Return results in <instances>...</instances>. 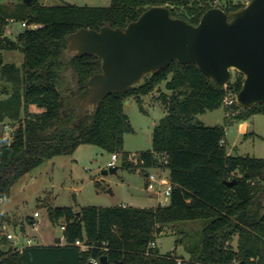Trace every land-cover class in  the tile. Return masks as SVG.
I'll list each match as a JSON object with an SVG mask.
<instances>
[{"label": "trees", "instance_id": "16d2710c", "mask_svg": "<svg viewBox=\"0 0 264 264\" xmlns=\"http://www.w3.org/2000/svg\"><path fill=\"white\" fill-rule=\"evenodd\" d=\"M215 1L110 0L109 6H90L18 0L13 6L0 4V124L14 123L10 139L0 134V202L19 177L82 143L119 154L122 166L135 170L130 153L123 150L124 134L134 131L124 102L133 96L144 110L140 97L161 82L169 93L157 98L166 112L152 131L151 148L139 154L142 166L151 167L158 162L153 153L166 152L165 169L172 183L169 203L163 206H84L79 215L70 207L49 208L53 223L63 222L64 243L57 238L49 244L0 248V264H93L92 259L103 255L107 264H264V158L228 154L224 126L194 121L196 114L222 106L229 112L226 119L237 122L264 113V103L248 108L236 102L224 106L228 91L236 95L241 89L243 75L235 73L232 81L219 87L195 64L173 61L126 92L108 95L92 113L77 115L68 99L73 94L72 71L78 73L83 89L89 77L101 70L95 56H66L68 34L104 24L123 28L155 5L167 6L172 17L197 24L212 7L229 13L247 0H217L220 5ZM10 20H22L27 26L15 40L5 35ZM4 49H20L22 64L4 62ZM30 105L39 111H30ZM233 179L236 182L227 185ZM196 219L208 222L195 246L185 244L188 259L148 248L170 224ZM78 239L88 248L76 246Z\"/></svg>", "mask_w": 264, "mask_h": 264}, {"label": "rangeland", "instance_id": "374dc122", "mask_svg": "<svg viewBox=\"0 0 264 264\" xmlns=\"http://www.w3.org/2000/svg\"><path fill=\"white\" fill-rule=\"evenodd\" d=\"M37 1L44 5L63 2L90 6L110 5V0ZM17 2L18 0H0V4L11 6ZM215 3L220 5L217 0ZM26 27V23L22 20L9 21L5 35L15 40L16 36ZM1 53L6 63L20 66L23 62L24 57L20 49H4ZM234 77L235 72L230 81ZM162 92L169 93L165 89V82L157 84L150 94L141 96V107L144 110H141L133 96L128 97L124 102V112L134 129L132 133L124 134V151L138 154L142 150L151 148L152 131L166 112L164 105L157 98ZM29 110L39 111L34 105H30ZM227 113L229 114L222 106L196 114L194 121H200L208 126H225L226 148L230 155L264 158V113L254 114L248 118L252 136L247 139H243L235 127L229 125L232 118L226 119ZM13 125L14 123L8 120L1 123L0 134H5L10 139ZM235 146L236 149L233 148ZM110 156L111 153L95 144L82 143L73 152L54 156L31 172L19 177L12 183L9 196L0 202L2 213L0 248L15 247L12 240H16V246L19 249L24 245L35 243H54L57 238L64 242L63 230L60 227L63 222L60 219L53 223L49 218V208L70 207L78 212L84 206L127 205L143 208L153 207L159 200L164 205L169 203L168 197L162 195L158 199L156 193L147 192L144 189L143 173L133 163L135 170L123 167L119 154L116 161V172L107 171L103 174V170H108L106 164ZM35 211L38 212V216L34 217ZM207 222V219H196L170 224L156 236L155 242L159 253H174L188 259L185 244L195 246ZM7 234H11L12 239H9ZM177 239H182V241L179 240L176 244Z\"/></svg>", "mask_w": 264, "mask_h": 264}, {"label": "water", "instance_id": "95a60500", "mask_svg": "<svg viewBox=\"0 0 264 264\" xmlns=\"http://www.w3.org/2000/svg\"><path fill=\"white\" fill-rule=\"evenodd\" d=\"M66 42V56H95L101 61V70L83 89L78 73L71 72L73 94L68 99L77 115L92 113L108 95L126 92L173 61L195 64L219 87L227 85L233 72L239 73L244 79L235 96L237 105L264 103V0H247L229 13L212 7L197 24L172 17L167 6L155 5L123 28L82 27L68 34ZM235 182L226 181L229 186ZM100 262L105 264L107 257L101 256Z\"/></svg>", "mask_w": 264, "mask_h": 264}, {"label": "built area", "instance_id": "2783aa9c", "mask_svg": "<svg viewBox=\"0 0 264 264\" xmlns=\"http://www.w3.org/2000/svg\"><path fill=\"white\" fill-rule=\"evenodd\" d=\"M12 21V20H10ZM35 27V26H34ZM235 96L231 91H228L226 97L224 98V104L225 105H232L235 101ZM221 144H223V140H221ZM153 156L158 159V162L156 164H153L151 167H144L142 164L144 163L143 158L140 157V154H134L130 153L129 158L137 166V169L140 170L144 175V189L147 192L150 193H156L158 196V199L160 196H166L170 197L171 191H172V183L170 181V178L168 176V173L165 169V166L168 164L169 156L166 152H160V153H153ZM119 156L117 153H112L110 156V160L107 162L106 167L113 168L116 167V161L118 160ZM157 204L164 205L161 200L158 201ZM125 206V205H123ZM38 216V212H34V217ZM61 229H64L63 224L60 225ZM7 237L9 239H12L11 234H7ZM16 245V240H12ZM64 243V242H62ZM75 245L79 246L81 250H85L88 248L87 245H85L82 241L79 239L75 241ZM156 247L155 240L150 241L148 244V248H154ZM148 253V252H147ZM93 264H99L100 258L92 259L91 260ZM237 264V263H235Z\"/></svg>", "mask_w": 264, "mask_h": 264}, {"label": "crops", "instance_id": "0c3cea01", "mask_svg": "<svg viewBox=\"0 0 264 264\" xmlns=\"http://www.w3.org/2000/svg\"><path fill=\"white\" fill-rule=\"evenodd\" d=\"M226 115L228 116V113ZM229 125L234 126L236 131H237V133L243 136V139H247V138L252 136L250 134L251 132L249 130L250 126H249V120L248 119L244 120V121H241V122H237L234 119H232V121L229 122ZM225 144L227 145L226 129H225ZM233 148L236 149V146L233 147ZM125 206H127V205H125ZM35 244H37V243H35ZM38 244H45V243H38ZM16 245H15V247H17ZM22 247H20V248H22Z\"/></svg>", "mask_w": 264, "mask_h": 264}]
</instances>
